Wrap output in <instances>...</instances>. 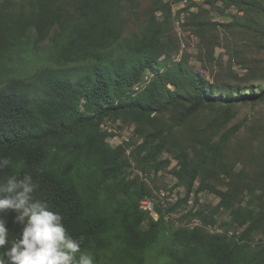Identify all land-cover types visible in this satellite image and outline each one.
Instances as JSON below:
<instances>
[{
    "label": "trees",
    "instance_id": "1",
    "mask_svg": "<svg viewBox=\"0 0 264 264\" xmlns=\"http://www.w3.org/2000/svg\"><path fill=\"white\" fill-rule=\"evenodd\" d=\"M181 1L152 0L136 30L128 25L139 0L0 2V155L13 161L0 178L30 172L39 183L37 198L62 214L74 238L83 237L81 247L93 254L94 264H147L152 254L164 264H264V240L254 247L248 243L264 232V205L257 202L263 198L264 167L252 175L234 172L223 158L241 128L224 130L235 107L264 102V90L255 87L254 76L243 89L234 88L214 77L210 82L184 64L182 55L169 59L177 47L172 8ZM207 4L241 14L219 24L206 20L207 9L190 15L182 6L184 26L200 38L208 61L215 40L206 34L218 27L264 48V0ZM233 59L252 71L244 59ZM147 72L148 83L135 90ZM203 111L208 114L201 117ZM109 121L134 127L135 141L127 144L131 154L122 144H109ZM165 152L177 160L169 192L180 188L184 196L172 204V216L182 204H192L178 222L196 219L177 231L171 227L176 219L170 223L155 213L153 219L140 209L148 196L157 211H164L165 203L154 201V189L135 171L167 168L171 161L161 160ZM218 182L227 185L225 191L214 189ZM194 189L216 204L193 199ZM244 193L245 206L239 200ZM221 213L227 223H220ZM5 219L18 231L11 215ZM216 226L222 234L210 233L208 228ZM240 227L241 233L228 236Z\"/></svg>",
    "mask_w": 264,
    "mask_h": 264
},
{
    "label": "rangeland",
    "instance_id": "2",
    "mask_svg": "<svg viewBox=\"0 0 264 264\" xmlns=\"http://www.w3.org/2000/svg\"><path fill=\"white\" fill-rule=\"evenodd\" d=\"M12 1L19 2L22 0H0V2L3 3H10ZM208 1L215 0H182L178 4L173 5L172 11L174 14L171 20V26L172 36L176 40L177 47H175L173 53H171L169 56V59L171 56H173L172 61H178L182 55V58H184V64L205 76L210 82L213 83L214 79H218V81L222 82L224 85L229 84L234 88L239 87L240 89H243L246 87V80L250 78V76H254L256 77V81L254 82L255 87L262 85L264 90V48H262L260 44H257L258 42L255 40L250 41V39L247 40V38L242 33L237 31H228L218 27V31H214L208 35L206 34L207 37H214L215 40L214 56L211 61H208L207 58L204 57V48L200 44V38L192 30H189L188 27L184 26L187 20L185 21L183 17H180V14L184 15V12L181 11L183 5L186 6V9L190 12V15L191 13H198L199 7L207 9L209 14L206 16V20H210L213 23H227L231 21L233 17L241 15L234 8L224 9L223 12L213 8L210 9L207 4ZM151 3L152 0H139L137 12L130 18V23L128 25L130 30H136V26L140 21V17L142 16V12L148 9L151 6ZM219 5L221 8H223L222 4ZM184 21L185 23L182 25ZM178 23L180 24L179 26H177ZM32 45H34L33 42ZM40 48L41 47H37V50L40 51ZM234 56L238 57L239 60L244 59L245 65H248L252 71L246 69L245 66H239L238 63L233 59ZM200 57L203 58L202 61L200 60ZM17 67H19L18 64ZM28 67L29 66L26 68ZM17 71L22 72V68L19 67ZM146 75H148V73L144 74V76ZM234 111L236 112L235 117L224 130H228L234 126H240L241 128L238 134L227 144L226 151H223V158L228 165L232 166V170L234 172L241 170L246 174L252 175L259 172V170L264 167V102L239 104L235 107ZM207 114V111H203L200 116L203 117ZM163 119L167 121L168 115H165ZM195 121L198 122V118H196ZM108 125H112L114 129L117 128L118 137L110 135V137H113H111L110 140L108 138L109 143L112 146H117L119 144L120 140L122 139L120 135L126 137L125 135L128 131H134V127L130 125H128L130 129H126L127 125H123L121 128L120 122L115 123L109 121ZM186 133V130H183V134L185 135ZM133 141H135V139ZM190 152L192 153V151ZM162 159H168L171 161L167 168H163L156 173L153 171L147 174L143 173L144 175L141 172H139V174L141 173L140 175L136 172L137 175L142 176V178L145 179V183H147L151 189H154L152 197L157 204H167V201L171 203V200L177 201L178 198L181 199L184 197L181 196L178 188H175L171 193L169 192V190L173 188L175 184V181L171 179L173 176L170 173L173 165L175 166L177 164L175 156L165 152L161 155V160ZM226 186L227 185L225 183L221 182H218V185H213L214 189L218 191H225ZM259 194L263 195V198L257 202L261 205H264V189H262ZM162 196L164 198H162ZM240 199L243 206H245V204L249 201V197L246 193H244L242 197H239V200ZM200 202L203 203V205L214 206L216 204V200L208 196V194H202V200L200 199ZM191 206L192 204H182L180 208L177 209L175 215L172 216L173 219L177 220V224H171L172 231H177L181 228H187L184 224L190 222V219L187 218L188 221L181 220V222H178V219L182 214L190 210ZM154 217L156 218V215ZM219 220L220 223H227V214L221 213ZM191 223L193 225L194 223L196 224V219H192ZM215 228H218V226ZM239 229H243V227L238 228V230ZM229 231L235 232L234 230ZM165 237L166 240L173 243L171 236L166 235ZM263 240L264 232L253 235L248 240V243L251 247H254L257 242H261ZM147 264H164V260L161 257L152 254L148 255Z\"/></svg>",
    "mask_w": 264,
    "mask_h": 264
},
{
    "label": "clouds",
    "instance_id": "3",
    "mask_svg": "<svg viewBox=\"0 0 264 264\" xmlns=\"http://www.w3.org/2000/svg\"><path fill=\"white\" fill-rule=\"evenodd\" d=\"M12 166L10 157L0 155V172ZM38 189L30 172L0 178V264H94L93 254L81 247L83 237L74 238L62 214L37 198ZM9 215L16 232L8 227Z\"/></svg>",
    "mask_w": 264,
    "mask_h": 264
},
{
    "label": "bare ground",
    "instance_id": "4",
    "mask_svg": "<svg viewBox=\"0 0 264 264\" xmlns=\"http://www.w3.org/2000/svg\"><path fill=\"white\" fill-rule=\"evenodd\" d=\"M148 73V75H146V76H143V78H142V81L138 84V85H136L135 87H134V89L135 90H138L140 87H141V85L142 84H146V83H148V79H149V77H150V75H151V73L150 72H147ZM120 127L122 128L123 127V125H120ZM127 128H129L130 129V127L129 126H126V129ZM106 130H108L109 132H110V135H114V136H117V128L116 129H114L113 127H112V125H108L106 128H105ZM134 132V131H133ZM133 132H130V131H128L127 132V134H129V136H130V139L128 138V137H124V136H122V135H120V137L122 138L121 140H120V142H119V144L117 145V146H119L120 144H122V145H124L125 146V148L127 149V151H126V153L129 155V154H131V150H132V145L131 146H127V144L129 145L131 142H132V140H134V134H133ZM111 137H113V136H111ZM111 137L109 138V140L111 139ZM118 137V136H117ZM110 144V143H109ZM111 145V144H110ZM112 146V145H111ZM117 146H112V147H117ZM138 170V169H137ZM135 172H137V174H139V171H135ZM141 174V173H140ZM139 174V175H140ZM140 177H142V176H140ZM179 189V192H181V189L180 188H178ZM178 191V190H177ZM156 193V192H155ZM162 198H164L163 196H162ZM172 198V197H171ZM170 199V198H169ZM166 200V199H165ZM173 203H175V201H173V200H171V204H173ZM151 204H152V206L154 207V203L151 201ZM166 204V203H165ZM140 209L142 210V211H146V212H150V213H152L151 215H152V217H153V219H157V216H156V218L154 217L155 216V214H154V210H153V208H151V206L149 205V203H148V200H146V199H144V200H142V202L140 203ZM208 230L210 231V233H212V234H221L222 233V230L220 229V228H215V227H210V228H208ZM228 236H230V237H232V232H230L229 234H228Z\"/></svg>",
    "mask_w": 264,
    "mask_h": 264
},
{
    "label": "built area",
    "instance_id": "5",
    "mask_svg": "<svg viewBox=\"0 0 264 264\" xmlns=\"http://www.w3.org/2000/svg\"><path fill=\"white\" fill-rule=\"evenodd\" d=\"M125 136L130 139L129 134H126ZM129 164H130V166H135V163L133 160H130ZM161 191H164V190H161ZM191 196L193 197V199H201L202 200V193H199L198 195H196L195 189H194V193L191 194ZM145 199L148 200V203L151 206V208H153L155 214H158V216H160V218H165L166 220H169V222L171 223L173 207L169 201H167V204H164V211H157V208H154L152 206L151 200L148 199V196H145ZM186 213H188V212H186ZM189 219L192 220L193 217H190ZM234 231L241 233L242 229L234 230Z\"/></svg>",
    "mask_w": 264,
    "mask_h": 264
}]
</instances>
